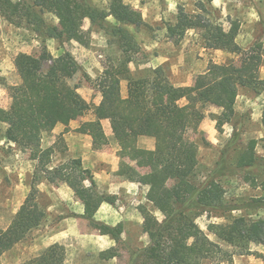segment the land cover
Returning <instances> with one entry per match:
<instances>
[{
  "label": "trees",
  "instance_id": "1",
  "mask_svg": "<svg viewBox=\"0 0 264 264\" xmlns=\"http://www.w3.org/2000/svg\"><path fill=\"white\" fill-rule=\"evenodd\" d=\"M85 11L92 24L108 22L109 16L118 23H143L141 12L123 0H110L107 10H100L83 0H33L32 4L22 0H0V14L10 22L20 24L27 19L44 36L74 40L84 46L89 42L88 32L82 27ZM42 12L52 13L57 18V24H47L40 15ZM190 28L204 30L206 47L240 54L239 71L232 72L227 65L210 63L191 85L177 87L169 81L161 67L153 69L151 76L134 78L127 66L121 69L112 66L101 80V99L92 107L79 94L77 86L67 82L79 70L78 62L69 52L56 57L45 52L40 55L22 52L14 58L24 95L13 98L7 108L0 107V122L7 125L5 137L30 149L31 157L38 160L50 181L63 182L72 188L84 206L81 216L86 217L100 234L111 236L115 245L100 252L103 259L118 255L119 244L125 243L123 225L98 221L94 213L103 202L114 204L116 198L97 189L92 172L83 167L80 158H70L49 167L53 150L41 146L44 132L51 131L58 123L68 126L90 110L94 119L83 121L74 130L95 140L103 139L105 133L101 120L109 119L119 146L120 171L130 181L148 185L146 198L162 214L159 220L146 207L140 208L144 217L142 231L148 236V242L138 249L128 247V263L221 264L232 259L233 253L210 239L195 222L196 216L203 212H228L242 208L225 200L223 187L214 179V176L224 172L223 166L227 165L222 159L220 166L203 180L193 181L184 176V162L196 152V145L179 134L178 129L191 121L198 103L221 108L216 118L219 129L234 115L238 87L264 89V78L259 77L254 55L244 52L237 44V28L225 30L200 13H188L183 8H179L175 22L166 26L167 33L175 41L182 39ZM116 31L123 33L127 42H131L132 36L121 27H116ZM47 61L50 63L45 67ZM123 74L128 79L125 97L120 93ZM114 108L118 109L119 116H113ZM261 125L264 131V105ZM136 135L153 137L154 148L138 147ZM255 143V140L251 141V161L255 159ZM127 157L135 159L147 171H138L125 161ZM252 186L257 187L254 180ZM262 186L264 188V184ZM244 207L264 208V196L246 203ZM41 219L36 189L32 186L11 222L5 228L0 227V264L2 255L22 241ZM207 231L238 247L240 252L253 254L264 264V253L248 248L250 243L264 245L263 218L250 219L239 215L228 223L210 222ZM64 261V249L52 244L22 264H64Z\"/></svg>",
  "mask_w": 264,
  "mask_h": 264
},
{
  "label": "rangeland",
  "instance_id": "2",
  "mask_svg": "<svg viewBox=\"0 0 264 264\" xmlns=\"http://www.w3.org/2000/svg\"><path fill=\"white\" fill-rule=\"evenodd\" d=\"M22 1L33 3V0ZM83 1L100 10H107L110 0ZM123 1L141 12L143 23H118L109 16L108 22L92 24L85 11L82 27L89 37L85 46L74 40L44 36L35 30L30 20L24 19L16 24L0 14V107L7 108L13 98L24 95L21 78L14 66L15 56L22 52L35 55L45 52L53 57L69 52L78 62L79 70L67 82L76 85L79 94L92 107L101 99L100 83L112 66L118 69L127 66L134 78L151 76L153 69L161 67L169 81L177 87L191 85L195 77L204 72L210 63L224 64L232 72H238L242 56L225 49L206 47L203 29L190 28L179 41L169 36L166 26L175 22L179 8L188 13H200L225 30L237 28V44L244 52L254 55L259 67V77L264 78V0ZM35 10L39 12L38 8ZM40 15L47 24H57V18L52 13L42 12ZM116 27H121L130 34L131 42H127L123 33L116 31ZM49 63L47 61L45 67ZM127 82L128 79L123 74L120 78V93L123 97L127 94ZM263 105L264 89L240 86L234 103V115L219 129L216 127V118L221 108L202 103L197 104L191 121L178 129L179 134L196 145V152L190 160L184 162L183 175L193 181L203 180L220 166L223 159L227 166H223L224 172L214 176V179L223 187L227 202L242 206L239 210L228 212H203L195 218L197 225L210 239L233 253L230 262L223 261L221 264H262L253 254L240 252L238 247L209 233L207 225L210 222L228 223L239 215L250 219H264L263 207H244L246 203L264 196V131L261 125ZM113 116H119L117 108L113 109ZM91 119H94V114L90 110L71 121L68 126H58L59 130H54L55 126L42 134L41 146L51 147L53 150L49 167L70 159L65 152L69 140H65L64 134L76 132V127ZM108 122L110 125L109 119ZM6 128L7 125L0 122V227L5 228L11 222L32 186L36 189L42 219L22 241L2 255L1 264H22L52 244L64 249V264H129L128 247L138 249L148 242L142 225L137 227L132 216L128 222L121 218L118 223L123 225L122 237L125 243L119 244L116 257L101 258L100 252L109 248L108 242L86 217L81 216L84 206L75 196L74 190H68L69 197L64 199L57 189L59 182L50 181L41 170L38 160L31 157L30 149L5 137ZM106 129L111 131L108 138L104 136L103 139L91 140L99 142L101 147L112 143L119 149L111 126ZM135 138L138 147L154 148L153 137L136 135ZM252 140L256 143L253 148L255 159L251 161L249 152ZM131 159L138 171H147V168ZM253 180L257 184L255 188L252 186ZM100 192L118 199L115 194ZM116 199L113 205L116 204ZM125 203L127 202L119 199L118 204L125 207ZM138 207H146L150 214L159 220L162 218L161 212L150 202L138 204ZM117 219L118 214L111 221L114 223ZM107 236L111 238L110 235ZM248 248L250 251L264 253L263 244L250 243Z\"/></svg>",
  "mask_w": 264,
  "mask_h": 264
},
{
  "label": "crops",
  "instance_id": "3",
  "mask_svg": "<svg viewBox=\"0 0 264 264\" xmlns=\"http://www.w3.org/2000/svg\"><path fill=\"white\" fill-rule=\"evenodd\" d=\"M101 122L105 129V136L108 138V136L111 135L110 129H106V127L109 128L110 126L108 119H103ZM58 126L64 125L58 123L54 130H59L60 127ZM64 137L65 140H69L68 149L66 148L65 150L66 154L70 156V158L81 159L83 167L88 168L92 172L97 189L102 192L117 195L118 199H116L117 202L115 205L107 202H103L100 205L98 210L94 213L96 220L114 225L121 222L122 219L128 222L130 216H132V220L136 226L140 227L144 217L138 204L143 205L149 202L146 198L148 185L130 181L125 177L124 173L120 171L118 166L119 149L117 145L114 146L111 143L110 146L101 147L99 142L91 140V138H93L92 136L77 132L65 133ZM149 149L153 148L151 147ZM125 160L131 165L134 164L131 158H126ZM57 189L64 199L69 197L68 190L71 188L66 183L59 182ZM65 193L68 195H63ZM119 199H123L127 202L125 203V207L118 204ZM117 214L118 219L113 223L111 219L117 217ZM100 236L108 242L107 247L114 245V240L112 238L105 234H100Z\"/></svg>",
  "mask_w": 264,
  "mask_h": 264
}]
</instances>
